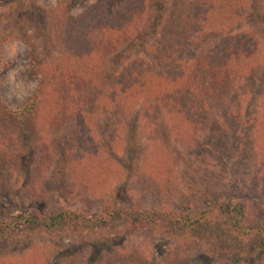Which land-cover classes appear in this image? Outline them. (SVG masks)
<instances>
[{"label": "trees", "instance_id": "obj_1", "mask_svg": "<svg viewBox=\"0 0 264 264\" xmlns=\"http://www.w3.org/2000/svg\"><path fill=\"white\" fill-rule=\"evenodd\" d=\"M81 1L59 0L58 10L69 20L71 10ZM247 1L174 0L162 14L157 38L146 46L145 59L132 60L118 70H110L103 63L106 57L139 42L144 2L109 0L111 7L104 10L106 0H97L81 16L69 20L68 28L62 33L61 58L38 66L42 80L30 100L16 109L8 108L0 100V167L6 170L10 157L13 159L6 145L14 135H10L4 124L16 128L22 136L33 135L38 139L30 148L31 163L22 165L24 176L47 169L45 161L51 163L53 154L56 159L55 164L51 163L53 173L59 180L71 161L74 180L86 191L100 188L105 178L110 177L114 147L123 138L128 117L149 131L156 138L150 141L156 142L159 148L157 140L186 139L190 132L206 123L215 109L224 106L233 84L260 66L259 47L253 38L227 37L234 28L244 24ZM74 29L81 30L78 40L72 43L77 37L72 33ZM10 38H0V77L10 67L1 59L3 47ZM103 122L109 127L104 153L112 155L107 158L98 145ZM62 127L69 129L68 135L53 141L49 133ZM96 129L97 149L94 150ZM38 131L43 137L36 136ZM144 180L149 197L157 200L162 178L151 173ZM77 199L81 206L75 211L26 209L24 214L30 213L27 218H16L17 226L23 225L35 233H57L67 227L68 234L82 239L80 250L68 252H61L48 243L35 246L44 264H113L119 259V264L162 261L155 257L145 259L142 254H125L129 239L140 235L143 241L157 236L169 239L172 241L170 252L174 253H181L182 247H186L184 252H190L195 246L203 245L218 255L219 247L227 241L229 250L221 252V257L234 264H241L249 257L264 263V253H261L264 234L255 233L243 207L210 200L206 209L197 212H142L134 205L115 206L109 202L95 212L97 206L93 203L97 201L85 196ZM115 224L124 228L119 234L107 237L109 229L119 228ZM223 224L235 234L234 240H226L225 233L214 234ZM85 233L89 237L104 236L97 242V254H89ZM2 241L6 242L0 235V244ZM24 253L9 257L3 253L0 264H29L23 259ZM168 255L167 263L183 264L179 261L180 255L177 260Z\"/></svg>", "mask_w": 264, "mask_h": 264}, {"label": "rangeland", "instance_id": "obj_2", "mask_svg": "<svg viewBox=\"0 0 264 264\" xmlns=\"http://www.w3.org/2000/svg\"><path fill=\"white\" fill-rule=\"evenodd\" d=\"M141 1L144 2V23L139 33L140 40L125 46L117 55L106 57L103 63L107 69L118 70L122 64L145 59L146 46L157 38L163 23L162 14L174 0ZM58 3L59 0H0V38L11 37L1 52L2 61L10 64L0 77V100L8 108L16 109L30 100L42 80L38 66L55 63L61 58L63 34L69 20L81 16L96 5L97 0L78 3L71 10L69 20L58 10ZM104 3V10H108L111 7L109 0ZM245 15L244 24L234 28L227 37L247 35L253 38L259 47L260 66L233 84L224 106L215 109L206 123L190 132L186 139L157 140L161 145L159 148L156 142L150 141V138H156L133 117H128L123 138L120 137L118 146L114 147L115 159L111 161L110 177L105 178L98 189L86 191L76 184L71 161L66 164L59 180V176L53 173L51 163L56 161L53 154L51 163L45 161L47 169L24 176L22 165L31 163L30 148L38 139L33 135L28 138L22 136L16 128L4 124L14 139L10 137L6 145L13 159L10 157L6 170L0 167V235L6 240L0 244V256L3 253H7V257L19 256L33 246L24 253L23 259L29 264H44L35 246L48 243L61 252L79 249L82 239L68 234L67 227L57 233H35L24 229L23 225L17 226L16 218H27L30 213L24 214L26 209L39 208L40 212L45 208L78 210L81 204L77 198L80 196L97 201L93 203L97 206L95 212L99 206L109 202L115 206L134 205L142 212H197L206 209L210 200L228 202L232 206L243 207L251 226L257 231L255 233L264 234V0H248ZM79 30L72 31L77 35L72 43L78 40ZM102 127L98 145L107 158L112 155L104 153L109 127L105 122ZM68 132L67 127L58 128L49 133V137L57 142ZM95 134L94 150L97 149V129ZM42 135L41 131L36 134L37 137ZM159 166L161 173L160 169L157 170ZM151 173L162 178L157 200H152L145 188L144 178L148 179ZM4 224L8 227L5 228ZM225 224L214 234L225 233L226 240L232 241L236 236ZM118 226L115 224V228ZM123 228L124 225H120L116 230L109 229L106 236H115ZM85 236L88 235L85 233ZM101 236L95 234L86 238L90 255L97 254V242L104 238ZM151 239L143 241L141 235L129 239L131 242L125 254H142L145 259L155 257L162 260L157 264H164L169 253L175 255L168 256L176 260L180 255L179 261L183 264H234L221 257V252L229 250L227 241L226 245L219 247L221 252L214 255L203 245L195 246L190 252H184L186 247L180 249L181 253L170 252L172 241L161 236ZM250 247L254 249V245ZM119 263L121 259L113 264ZM165 264L169 263L165 261ZM241 264L261 263L249 257Z\"/></svg>", "mask_w": 264, "mask_h": 264}]
</instances>
